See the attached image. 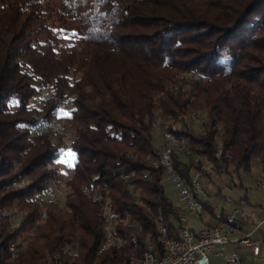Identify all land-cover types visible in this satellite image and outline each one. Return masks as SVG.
<instances>
[{
  "label": "trees",
  "instance_id": "trees-1",
  "mask_svg": "<svg viewBox=\"0 0 264 264\" xmlns=\"http://www.w3.org/2000/svg\"><path fill=\"white\" fill-rule=\"evenodd\" d=\"M53 118L66 178L62 137L37 133ZM155 125L186 142L172 163L187 185L252 164L264 180V0H0V264H129L160 226L179 238ZM55 185L63 199H43ZM109 225L124 242L100 253Z\"/></svg>",
  "mask_w": 264,
  "mask_h": 264
},
{
  "label": "built area",
  "instance_id": "built-area-1",
  "mask_svg": "<svg viewBox=\"0 0 264 264\" xmlns=\"http://www.w3.org/2000/svg\"><path fill=\"white\" fill-rule=\"evenodd\" d=\"M43 101L51 99V91L49 86L41 88L39 96ZM57 109L66 111L69 109V99L61 101ZM38 134L54 133L55 136H66L67 146L63 151L69 149V134L65 133L64 126H58V118L42 122L37 128ZM164 139L167 142H178L177 136L171 131H164ZM179 150H165L160 152L155 168H160L165 171L168 182H170L177 192V198L183 205V212L178 215L177 221L181 223V238H172L168 230L160 226L159 232V247L154 244L148 245L149 255H154V264H210L212 255H219L228 264H240L239 256L236 252L226 253L225 247L232 243L236 246L250 247L252 253L257 256L260 252V247L251 240L249 234H242L234 240L229 239V234L233 233L235 225L228 224L223 220H219L213 227H206L200 231H194L187 226L186 214H194L200 217L203 211L201 198L205 195L203 184L200 181L199 174L191 177L189 185L175 172L172 163L173 153H179ZM52 166V165H47ZM259 184V183H258ZM264 189V185H260ZM45 200L58 199L57 187L56 191H49L48 188L42 194ZM105 218V217H104ZM106 219V218H105ZM245 217L239 215V210H234L229 220L236 224L243 221ZM107 241H118L117 233L113 228L106 230ZM118 245L119 241H118ZM122 246V245H121ZM104 251V247H100V253ZM9 258L17 255L18 250L16 245H9ZM74 256V252L70 257ZM138 258V255H135ZM54 264H57L54 263Z\"/></svg>",
  "mask_w": 264,
  "mask_h": 264
},
{
  "label": "rangeland",
  "instance_id": "rangeland-1",
  "mask_svg": "<svg viewBox=\"0 0 264 264\" xmlns=\"http://www.w3.org/2000/svg\"><path fill=\"white\" fill-rule=\"evenodd\" d=\"M183 120L188 121V123L191 124L194 130H199L201 123L200 117L195 115H188L185 116ZM59 122L63 124L61 120H59ZM181 123L182 122L173 124L175 130L182 129ZM164 131L169 130H162L157 125L152 128V144L154 148L158 149L160 147H169L172 149L179 150L180 152L182 151L181 149L183 146L184 150L186 149V142L184 141H178L176 143L167 142L163 137ZM66 134L68 133L66 132ZM60 137H62L63 139V147L66 148V136ZM164 148L160 149V151H162ZM72 161L73 155L71 151L67 149L65 151H62L61 156L56 162L57 168L60 170V173L65 176V178L70 175L69 166L71 165ZM203 166H205L207 169L209 168L205 162L203 163ZM46 168L49 169L47 165ZM53 168L54 167L52 166V169ZM197 174V172H193V175ZM260 180L261 170L257 164H252L249 171H245L243 169L235 170L233 167H229L227 172L224 171L221 175L214 176L213 180L207 179L204 175L200 176V181L203 184V190L205 192V195L201 199L206 203V205L210 206L209 208H211L212 212L216 215L224 213L225 215L230 216L232 215L234 210H239L240 216L244 214V216L246 215L249 217V220H252L253 225H250V227H252V229H254V232H256L255 237L258 239L260 245H264V227L260 229V231H257L259 227L264 225V221L260 223L259 220H256L255 218L250 216L252 215V213H257L258 215L262 212L264 213V189L261 188L258 184ZM164 185L166 195L169 200L175 206L181 208L182 205L177 198V192L174 190L172 184L168 182L167 177ZM56 187L58 198L62 200L64 194L62 186L55 185V190ZM185 217L187 219V226L193 229L194 231H200L206 228L208 225H211L215 220V217L211 214V212L208 211L207 208L203 209L200 217H197L194 214H186ZM236 252L240 256V264H264V252L260 255L259 258H254L251 255L245 253L242 248L237 249ZM76 257L77 254L75 253V257L72 258ZM219 264L226 263L219 262Z\"/></svg>",
  "mask_w": 264,
  "mask_h": 264
},
{
  "label": "crops",
  "instance_id": "crops-1",
  "mask_svg": "<svg viewBox=\"0 0 264 264\" xmlns=\"http://www.w3.org/2000/svg\"><path fill=\"white\" fill-rule=\"evenodd\" d=\"M194 177V176H193ZM261 181V180H260ZM181 203V202H180ZM182 205V203H181ZM178 207V206H177ZM210 206H208V211L211 212V214L215 217V220L213 221V223L211 225H208L207 227H213L221 218V216H226L229 218V216L225 215L224 213H221L219 215H216L212 212L211 208H209ZM180 208V207H179ZM183 212V205L182 207L180 208V214ZM264 213L262 212L261 214H257V213H252V216L253 218H255L256 220H259L260 223H262L264 221ZM244 216V214H243ZM245 219L243 221H241L240 223H238L235 228H234V231L233 233L229 234V239L230 240H234L235 238L241 236L242 234H249L250 235V238L252 241H254L256 244L259 245L260 247V252L257 256H255L253 253H252V250L250 247H243V246H236L232 243H229L227 244V246L225 247V252L226 253H231V252H236L237 249H240L242 248L245 253L251 255L252 257L254 258H259L260 255L264 252V245H260V243L258 242V239L255 237L256 235V232H254V229H252V227H250V225H253V222L252 220H249V217L248 216H244ZM264 227L261 226L258 228L257 231H260V229H262ZM261 237V236H260ZM264 237V236H263ZM237 253V252H236ZM238 255V254H237ZM239 256V255H238ZM239 259H240V256H239ZM219 262H225L223 260V258L219 255H212L210 257V264H219ZM240 262H241V259H240ZM226 263V262H225ZM228 264V263H226Z\"/></svg>",
  "mask_w": 264,
  "mask_h": 264
},
{
  "label": "bare ground",
  "instance_id": "bare-ground-1",
  "mask_svg": "<svg viewBox=\"0 0 264 264\" xmlns=\"http://www.w3.org/2000/svg\"><path fill=\"white\" fill-rule=\"evenodd\" d=\"M71 106H72V102H71V100H69V108H70ZM195 118H196V117H195ZM58 126H63V124L59 122V119H58ZM181 126H182V125H181ZM65 133H66V131H65ZM44 134H48V133H44ZM53 134H54V133H53ZM172 143H176V142H172ZM220 152H221V151H220ZM220 152H219V154H220ZM48 168H49V169H52V166H48ZM259 184H260V185H264V180H261V181L259 182ZM48 190H49V191H56V190L54 189V187H52V188H48ZM110 202H111V199L109 198V199L107 200V203H106L105 209H104V211L102 212V216L106 218L105 221H106L108 224H110V223H111V220H112ZM4 215H6V216H12L13 214H12V212H7V211H6V212H4ZM180 224H181V223H180ZM108 228H111V226L109 225V226L107 227V229H108ZM107 229H106V230H107ZM179 238H181V229H180ZM117 239H118L120 245L123 244L124 241L122 240L121 237L118 236V234H117ZM106 241H107V233H106V235H105V242H106ZM118 241H111V242H108L106 245H105V243H104V245H103V247H104V251H106L108 248H110V247L113 246L114 244H118ZM12 245H15V244H12ZM104 251H102V252H104ZM102 252H101V253H102ZM18 255H19V254L14 255V256H12V257H10V258H11L12 260H14V259H16V258L18 257ZM73 257H75V252H74V256H73ZM57 264H64V263L57 262ZM129 264H154V255H149V247H148V250H147L142 256H138V258H137V257H133V258L130 260Z\"/></svg>",
  "mask_w": 264,
  "mask_h": 264
},
{
  "label": "snow or ice",
  "instance_id": "snow-or-ice-1",
  "mask_svg": "<svg viewBox=\"0 0 264 264\" xmlns=\"http://www.w3.org/2000/svg\"><path fill=\"white\" fill-rule=\"evenodd\" d=\"M73 35H75V33H73ZM67 38V37H66Z\"/></svg>",
  "mask_w": 264,
  "mask_h": 264
}]
</instances>
